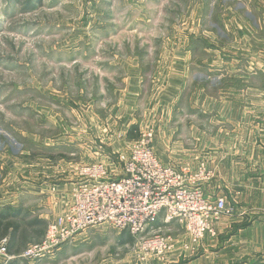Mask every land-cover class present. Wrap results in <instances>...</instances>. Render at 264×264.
<instances>
[{
    "label": "rangeland",
    "instance_id": "374dc122",
    "mask_svg": "<svg viewBox=\"0 0 264 264\" xmlns=\"http://www.w3.org/2000/svg\"><path fill=\"white\" fill-rule=\"evenodd\" d=\"M123 2L0 0V154H11L19 164L15 184L32 180L44 185L53 195L55 209L52 218L45 216L43 199L32 200L24 189L13 185L22 194V202L19 207L13 205L11 211L16 214H8L3 221L11 225L0 238V246L5 244L16 253H10L18 260L14 264H146L136 254L134 236L104 225L86 229L52 258L29 262L18 257L22 250L43 240L48 225L64 213L73 190L67 203L60 197L63 190L57 188L78 183L77 170L83 165L101 162L108 177L115 180L132 145L146 131L152 133L154 153L159 142L167 149L169 133L175 131L179 133L173 140L180 139L188 151L216 144L217 127L213 121L200 119V113L189 123L159 125L153 123L152 115L145 126L118 127L128 108L115 104L118 100L112 87L125 91V86L131 85H118L116 79L129 77L122 67L125 64L130 66L126 73L134 70L136 74L138 123L147 121L148 108L153 114L161 112L163 105L158 103L169 99L164 90L168 91L170 83L186 103L211 97L222 106L229 105L222 118L225 125L230 122L227 120L264 118V0ZM231 51L239 57L238 66L251 74L241 72L233 78ZM170 70L173 80H169ZM105 79L114 83L109 85L110 103L119 119L113 120V128L81 130L87 94L98 100ZM100 108L97 110L102 112ZM224 121H217L223 129ZM90 140L95 141L93 149L87 146ZM202 161L176 158L161 162L182 169ZM25 163L27 167L22 168ZM7 176L5 167L0 166V184ZM228 192L224 196L226 214L213 220L215 235H205L201 240L207 237L206 242H193L183 226L163 224L161 218L152 228L169 235L174 249L180 246L194 252L221 245L229 231L242 230L240 194L232 189ZM6 203V209L12 206ZM184 244H189L188 248Z\"/></svg>",
    "mask_w": 264,
    "mask_h": 264
},
{
    "label": "crops",
    "instance_id": "0c3cea01",
    "mask_svg": "<svg viewBox=\"0 0 264 264\" xmlns=\"http://www.w3.org/2000/svg\"><path fill=\"white\" fill-rule=\"evenodd\" d=\"M129 2L130 0H124L123 3ZM231 55L233 78L240 75L241 72H245L246 75L251 74L250 71H244L241 65L238 66L239 57L237 53L231 51ZM115 64L119 65V62L116 61ZM170 64L172 65L173 62L171 61ZM122 67H126L124 73L129 75V77L127 79H123V76L116 78L120 82V84H116L131 83V85L125 86V91L121 87L117 90L115 87H112V91L117 95H114V99L118 100L115 104L119 108L127 107V113L121 114V120L118 118L120 116L119 113L113 114L109 85H114V83L110 84L105 79V82L107 80L108 84L106 83L107 86H105L106 84L103 83L105 85L99 89L98 100L95 99L94 94H87L90 97L85 106L86 110L83 112L82 127L79 129L96 130L98 128H113V120L116 118L119 119L118 127L145 126L149 124L152 115L155 120H153V123L156 124L157 121L159 125L166 123L177 124L188 120L193 122L194 114L200 113V119L207 120L208 122L213 121V124L217 127L216 132H214L216 134L214 140L217 139V141L213 140L216 143L214 146L203 147L198 152L188 151L184 149V146L182 148L180 139L173 140L174 137L172 136H177L179 133L175 131L169 133L170 142L167 149H165L164 143L159 142L158 145L160 147H157V153H155L165 163L176 160V158L183 160L202 159L204 166L212 172L211 178L202 183L205 193L212 197L221 196L226 200L224 197L225 193L229 195L228 189H232L234 192L237 191L236 193L240 194L241 199L242 230H238L239 232L228 230L229 233L223 236V238L228 239L223 244L205 246L201 249L197 248L194 252L187 251L179 246L180 249H173L165 256V259L156 260L155 258H149L145 261L147 262L146 264H264V118L262 120H227L230 122L228 125H225V121L222 118L225 113L224 111L229 110V105L225 104L222 106L221 103L214 101L211 97L204 98L193 104L186 103L185 99L182 98V94H179L178 91V94L173 91V83H170L167 85L168 91L164 90L166 92L165 97H169V99L161 102L158 101V104L163 105L161 112L159 109V112L156 111L154 115L148 108L145 111L147 121L145 123H138L136 119L137 107H139L136 104L138 97L137 90L135 89L137 82L135 78L136 74L134 70L126 73L128 67H130L129 65L125 64ZM244 68L248 70L247 67ZM173 74L172 70L168 72L169 80H173ZM102 81H104L103 78ZM99 107L103 109L102 112L97 110ZM235 113L238 115L237 111ZM219 120L224 121L221 123L224 125V129L218 126L217 121ZM72 130H76V128H72ZM104 131L106 130L102 129V132ZM202 135L205 134L203 133ZM90 142H88L87 146L93 149L95 141L90 140ZM78 146L81 147V145ZM93 154L98 156L96 152ZM94 155L90 153L91 157H94ZM197 165L198 163L195 167ZM0 166L1 168L5 167L8 173L7 180H3L0 184V209L4 207L3 204L6 202L9 205H14V207H19L20 202H22V194L17 192V188H13L15 184L14 177L16 178L15 170H19V164L14 162V157L11 154L5 155L2 153L0 154ZM26 167V163L22 165V168ZM195 167L192 166L191 170H195ZM15 185L24 189L32 200L36 199V201L42 202L43 199L46 205L44 215H49L52 218L55 209L53 195H50L48 188H45L40 183L32 182V180L21 182L19 180ZM73 186L72 182L68 184L66 189L57 188L58 190H63L62 192L59 191L61 192L60 197L67 203L71 198L70 191L73 190ZM10 188L13 191H10ZM239 215L235 214V217L239 218ZM206 238L201 240V242L205 241ZM242 238L243 244L241 242ZM17 261L16 259H12L8 264H14Z\"/></svg>",
    "mask_w": 264,
    "mask_h": 264
},
{
    "label": "built area",
    "instance_id": "2783aa9c",
    "mask_svg": "<svg viewBox=\"0 0 264 264\" xmlns=\"http://www.w3.org/2000/svg\"><path fill=\"white\" fill-rule=\"evenodd\" d=\"M153 140L151 131L140 136L115 180L108 177L101 162L80 167V180L73 187L64 213L48 225L43 240L22 250L18 258L36 262L52 258L86 229L100 225L134 236L141 261L163 260L174 249L169 235L152 228L160 218L163 224L183 226L193 242L215 235L212 222L224 216L226 210L223 197L209 196L202 187L212 172L204 163L195 170L164 164L153 151ZM184 246L188 248L189 244ZM12 257L2 244L0 264L16 258Z\"/></svg>",
    "mask_w": 264,
    "mask_h": 264
},
{
    "label": "trees",
    "instance_id": "16d2710c",
    "mask_svg": "<svg viewBox=\"0 0 264 264\" xmlns=\"http://www.w3.org/2000/svg\"><path fill=\"white\" fill-rule=\"evenodd\" d=\"M12 209L13 206L9 207L8 209H6V207L4 206L3 208L0 209V238H4L7 228L11 225L10 223H6V222L4 223L3 221L8 219L7 218L8 214H14V215L16 214V212L11 211ZM7 251L8 253H12L9 250ZM12 254H16V253H12Z\"/></svg>",
    "mask_w": 264,
    "mask_h": 264
}]
</instances>
